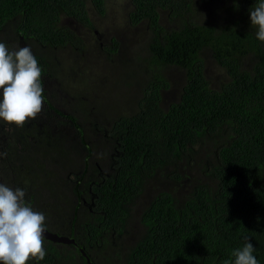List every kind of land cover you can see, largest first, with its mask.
I'll use <instances>...</instances> for the list:
<instances>
[{"label":"trees","instance_id":"16d2710c","mask_svg":"<svg viewBox=\"0 0 264 264\" xmlns=\"http://www.w3.org/2000/svg\"><path fill=\"white\" fill-rule=\"evenodd\" d=\"M125 1L141 40L123 56L111 38L96 56L79 31L107 17L108 0H0V42L30 47L45 110L71 126L0 120V183L74 240L44 238V259L28 264H231L248 241L264 264V42L249 19L259 0ZM76 67L70 90L60 75ZM166 67L181 88L165 104ZM123 88L139 91L133 108L106 114L104 98L125 101Z\"/></svg>","mask_w":264,"mask_h":264},{"label":"clouds","instance_id":"9594fccd","mask_svg":"<svg viewBox=\"0 0 264 264\" xmlns=\"http://www.w3.org/2000/svg\"><path fill=\"white\" fill-rule=\"evenodd\" d=\"M250 24L256 38L264 42V0L249 11ZM42 69L30 47L17 46L10 51L0 42V120L23 127L43 109ZM21 188L0 183V264H28L43 260L45 215L34 211L25 202ZM254 245L248 241L232 250L231 264H259L253 254ZM229 264V261H225Z\"/></svg>","mask_w":264,"mask_h":264},{"label":"rangeland","instance_id":"374dc122","mask_svg":"<svg viewBox=\"0 0 264 264\" xmlns=\"http://www.w3.org/2000/svg\"><path fill=\"white\" fill-rule=\"evenodd\" d=\"M127 8L128 6L125 0H108V7L106 9L107 17L103 20H100L93 16V18H95L94 22L96 24L95 29L86 30V31H84L83 29L79 31L77 29V32L79 31V34L85 38V45L89 49L94 50L96 53V56L99 54H102V50L100 49L102 45L111 44V38H114L119 43V45L122 48V50H120V54L123 56L130 55L131 54L130 47L138 43V41L141 40L142 36H141L140 31H138L137 29H132L129 31L126 28L125 16H126ZM65 21H67V23L73 24L75 27V24L72 23L71 21H68V20H65ZM20 47H23L22 43H20ZM120 54L119 56L113 55L111 58V61H118L120 59L119 57L121 56ZM99 58H101L104 63L106 62L102 57H99ZM103 67H104L103 70L107 69V66H103ZM63 68L64 69L66 68L65 65H63ZM77 69L79 70V68L76 67L73 71V74L71 75L66 72L60 75L63 85L65 87L67 86V88L70 90H77L78 88V86H76V83H75V82H78L80 78V74L77 71ZM164 71L170 82L169 89H167L164 93L165 104H166V103L176 100L178 97V94L181 88V83H180L181 73L179 69H176V68L171 69L168 67L164 68ZM207 73H208L210 80H212L213 85L216 86L222 77H221V74L219 75V70H217L213 62L208 63ZM94 74L95 73H93V75ZM148 74L151 75V72L147 71V75ZM147 75H145V78L147 77ZM90 77L92 78V75H90ZM124 81L127 83L130 82L129 80H125V79ZM52 83H54L55 86L57 85V83H55L54 80ZM48 90H50L51 92V87H49ZM123 90L125 92L127 91L124 88ZM124 91L120 94V98L122 94L127 95L128 98H125V101L121 100V103L113 102L109 97L104 98V100L108 102L106 109H105L106 114L117 117L118 115L124 114L133 108L135 99L138 97L139 91L135 90L133 92L129 91L126 93ZM75 97L76 99H80V100L88 99L87 98L88 95L82 96V95H77L73 93L72 98H75ZM111 105H112V109H110ZM60 109L63 112H65L63 107H60ZM38 115H39L38 117H41L40 120L43 121L42 123L39 124L41 127H43L45 123H49L50 125L52 123L55 126H51V128L55 127L56 129L59 128L65 131H68L71 128L68 120L56 117L54 115L49 116L48 111L45 110L44 106H43L42 111Z\"/></svg>","mask_w":264,"mask_h":264},{"label":"water","instance_id":"95a60500","mask_svg":"<svg viewBox=\"0 0 264 264\" xmlns=\"http://www.w3.org/2000/svg\"><path fill=\"white\" fill-rule=\"evenodd\" d=\"M44 238L48 239V240H51L53 242H61V243H73L74 240L67 237V236H63V235H57L55 233H52L50 231H48L46 228H45V231H44ZM84 254V253H83Z\"/></svg>","mask_w":264,"mask_h":264}]
</instances>
